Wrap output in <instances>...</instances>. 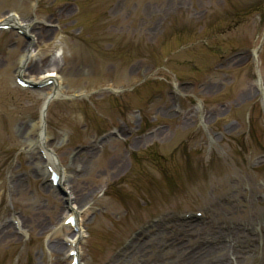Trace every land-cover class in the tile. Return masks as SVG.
<instances>
[{
  "label": "rangeland",
  "instance_id": "obj_1",
  "mask_svg": "<svg viewBox=\"0 0 264 264\" xmlns=\"http://www.w3.org/2000/svg\"><path fill=\"white\" fill-rule=\"evenodd\" d=\"M11 13L31 25L0 28V264H71V210L81 264H264V0H0ZM48 73L65 186L33 146L51 80H29Z\"/></svg>",
  "mask_w": 264,
  "mask_h": 264
},
{
  "label": "bare ground",
  "instance_id": "obj_2",
  "mask_svg": "<svg viewBox=\"0 0 264 264\" xmlns=\"http://www.w3.org/2000/svg\"><path fill=\"white\" fill-rule=\"evenodd\" d=\"M31 23H24L20 17H18L15 13H11V14H6L3 16V18L0 20V26L4 27V28H10V27H14L16 29H18L19 31H22L24 33L29 32V28H30ZM32 43L27 47V49L23 52V55L20 58V63H19V68L16 71V76L18 78H21L23 76H25V68L27 66V63L29 62V60L31 59V57L33 56V51H32ZM58 77L57 75H54L53 73H48L47 75L43 74L41 77H31L29 80V83H34V84H44L45 82H47V80H51V82L49 84H51L50 87V91L47 92L44 97H43V105L40 111V126H41V130L39 132V137L38 140L36 141L35 144H33V146H36L37 148H39L40 150H42L43 152V156L46 159V163H47V172L49 174L53 173L56 176L58 175V184L61 186H65V171L59 166V163L57 162V160L55 159V157L53 156L52 152L49 151V149L47 148V146L45 145V139L42 137V133H43V129L44 126L46 125V114H47V110H48V106L49 104L56 99L58 96H60L59 90H60V82L57 80ZM47 84V83H46ZM39 130V128H38ZM35 155V154H33ZM117 159L115 161V165L114 168H118L120 169L122 167V158L120 155H116ZM51 172V173H50ZM71 210V209H70ZM74 217L75 222H76V226L78 225V220H77V213L74 210L70 211V214L66 216V220L69 217ZM68 228L73 229V226L70 224L68 226ZM82 230H78V232L73 233L72 238L70 239L69 243H70V250L75 252L76 258H77V264H81V261L79 260L80 257V251H79V242L81 241L82 238ZM69 250V251H70ZM204 257V258H203ZM203 259L204 260H210V253H207L205 255H203ZM196 258V256H189L188 260H186L187 264H190L191 262H194L193 260ZM72 256H71V264L72 263Z\"/></svg>",
  "mask_w": 264,
  "mask_h": 264
},
{
  "label": "water",
  "instance_id": "obj_3",
  "mask_svg": "<svg viewBox=\"0 0 264 264\" xmlns=\"http://www.w3.org/2000/svg\"><path fill=\"white\" fill-rule=\"evenodd\" d=\"M72 221V220H71Z\"/></svg>",
  "mask_w": 264,
  "mask_h": 264
}]
</instances>
